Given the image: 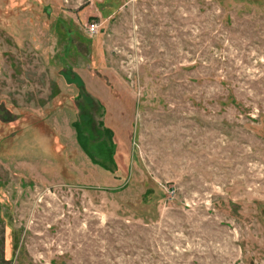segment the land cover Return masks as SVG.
I'll list each match as a JSON object with an SVG mask.
<instances>
[{"label": "rangeland", "instance_id": "rangeland-1", "mask_svg": "<svg viewBox=\"0 0 264 264\" xmlns=\"http://www.w3.org/2000/svg\"><path fill=\"white\" fill-rule=\"evenodd\" d=\"M0 264H264V0H0Z\"/></svg>", "mask_w": 264, "mask_h": 264}, {"label": "built area", "instance_id": "built-area-1", "mask_svg": "<svg viewBox=\"0 0 264 264\" xmlns=\"http://www.w3.org/2000/svg\"><path fill=\"white\" fill-rule=\"evenodd\" d=\"M97 26H98L97 23H94V22L90 23L87 27L88 32L90 34L97 32Z\"/></svg>", "mask_w": 264, "mask_h": 264}]
</instances>
